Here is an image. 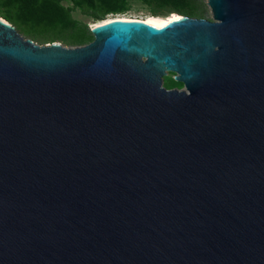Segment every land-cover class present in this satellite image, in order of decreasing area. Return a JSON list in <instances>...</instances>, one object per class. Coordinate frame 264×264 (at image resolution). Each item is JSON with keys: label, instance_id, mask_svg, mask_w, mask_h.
Here are the masks:
<instances>
[{"label": "water", "instance_id": "obj_1", "mask_svg": "<svg viewBox=\"0 0 264 264\" xmlns=\"http://www.w3.org/2000/svg\"><path fill=\"white\" fill-rule=\"evenodd\" d=\"M206 3L68 47L0 19V264H264V0Z\"/></svg>", "mask_w": 264, "mask_h": 264}, {"label": "rangeland", "instance_id": "obj_2", "mask_svg": "<svg viewBox=\"0 0 264 264\" xmlns=\"http://www.w3.org/2000/svg\"><path fill=\"white\" fill-rule=\"evenodd\" d=\"M52 1V0H51ZM87 1V0H85ZM95 7L85 14L81 8L72 0H53L51 4L58 5L56 12L52 9H43L45 19L34 24V20L23 23V9L31 7L35 0H17L10 3L0 0V18L10 22L15 29L26 38L37 44H47L50 42L59 43L62 46H75L84 44L92 39L89 23L95 19L108 15H123L132 18H145L147 15H157L167 17L171 13H179L190 17H203L212 19L210 9L206 0H93ZM41 9H42V4ZM185 9L189 10L186 12ZM11 15H16V21L10 19ZM83 26L87 29L86 36L78 41L77 37L83 31ZM80 42V43H79ZM171 72L168 77L175 82L176 88L180 84L173 80Z\"/></svg>", "mask_w": 264, "mask_h": 264}, {"label": "trees", "instance_id": "obj_3", "mask_svg": "<svg viewBox=\"0 0 264 264\" xmlns=\"http://www.w3.org/2000/svg\"><path fill=\"white\" fill-rule=\"evenodd\" d=\"M6 1H8L10 3H14L17 0H6ZM52 1L51 0H35V2L32 4L31 7L23 9V18L21 19L23 21V23L25 24V22L27 23L30 20L33 21L35 19L33 22H34V24H36V23H39L40 21H42L43 19H45V16L43 13V9L45 7H46V10L52 9L53 11L56 12L58 5H55L53 3L51 4ZM72 1L75 5H77L81 8L83 13L92 15V13H89L90 12L89 9L92 10L95 7L93 0H87V1H85V0H72ZM40 3L42 4V9H41ZM185 11L189 12V10H187V9H185ZM17 18L18 17L16 15L10 16V19H12L13 21L14 20L16 21ZM98 19H100V18H98ZM86 33H88V31L85 28V26H83V31L81 32L80 36L77 37L78 39H76V40H78V41L82 40L86 36ZM177 83H179V82H177ZM162 84L167 88H171V87L175 86V82L171 81L170 78H168V77L162 78Z\"/></svg>", "mask_w": 264, "mask_h": 264}, {"label": "bare ground", "instance_id": "obj_4", "mask_svg": "<svg viewBox=\"0 0 264 264\" xmlns=\"http://www.w3.org/2000/svg\"><path fill=\"white\" fill-rule=\"evenodd\" d=\"M162 19L166 20L167 17H161L157 15H147L145 18H132L123 15H114V16L108 15L103 18L91 21L89 25L91 30L112 22H122V23H128L143 27L149 24L158 25L162 21Z\"/></svg>", "mask_w": 264, "mask_h": 264}, {"label": "snow or ice", "instance_id": "obj_5", "mask_svg": "<svg viewBox=\"0 0 264 264\" xmlns=\"http://www.w3.org/2000/svg\"><path fill=\"white\" fill-rule=\"evenodd\" d=\"M179 19H181L180 17H177V16H174L173 18H172V20H179ZM172 21L170 20V21H168V23H171Z\"/></svg>", "mask_w": 264, "mask_h": 264}]
</instances>
